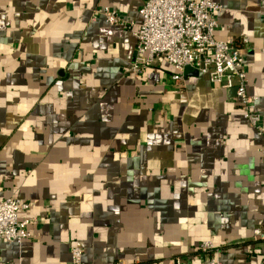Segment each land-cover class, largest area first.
<instances>
[{"label":"crops","instance_id":"0c3cea01","mask_svg":"<svg viewBox=\"0 0 264 264\" xmlns=\"http://www.w3.org/2000/svg\"><path fill=\"white\" fill-rule=\"evenodd\" d=\"M217 40L247 39L246 90L262 135L235 96L163 58L134 77L132 29L143 0H0V199L35 216L0 241V264H264V0H214ZM176 258L180 260L176 262Z\"/></svg>","mask_w":264,"mask_h":264},{"label":"built area","instance_id":"2783aa9c","mask_svg":"<svg viewBox=\"0 0 264 264\" xmlns=\"http://www.w3.org/2000/svg\"><path fill=\"white\" fill-rule=\"evenodd\" d=\"M220 10L221 5L214 0H143L138 11L139 23L126 21L108 7L92 10L91 18L99 13L109 25L132 29L135 46L129 71L134 77L152 66L157 57L170 67L169 82L173 87L183 86L186 69L206 75L212 85L226 91L234 89L243 117L257 135H262L256 97L246 90L243 55L247 39L243 38L240 44L231 37L215 39L216 14ZM32 206L17 198L0 199V241L21 242L30 236L28 228L38 220L35 216L20 218L19 214ZM252 234L254 239L264 240L260 228H254ZM197 254L204 264H223L220 250L209 241L198 244ZM81 260L82 249L72 247L70 264H81Z\"/></svg>","mask_w":264,"mask_h":264},{"label":"water","instance_id":"95a60500","mask_svg":"<svg viewBox=\"0 0 264 264\" xmlns=\"http://www.w3.org/2000/svg\"><path fill=\"white\" fill-rule=\"evenodd\" d=\"M232 96H235L234 89L228 91Z\"/></svg>","mask_w":264,"mask_h":264},{"label":"rangeland","instance_id":"374dc122","mask_svg":"<svg viewBox=\"0 0 264 264\" xmlns=\"http://www.w3.org/2000/svg\"><path fill=\"white\" fill-rule=\"evenodd\" d=\"M251 95V94H250ZM238 108H239V106H238ZM256 110H257V107H256ZM257 112H258V110H257ZM259 113V112H258ZM260 114V113H259ZM260 117H261V115H260ZM261 229V228H260ZM262 230V229H261ZM262 231H264V230H262ZM254 238V237H253ZM202 242V241H201ZM213 245V244H212ZM213 247H215L214 245H213ZM215 248H217V247H215Z\"/></svg>","mask_w":264,"mask_h":264}]
</instances>
